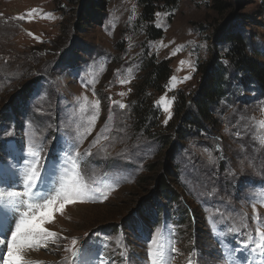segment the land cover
Listing matches in <instances>:
<instances>
[{
    "label": "rangeland",
    "instance_id": "obj_1",
    "mask_svg": "<svg viewBox=\"0 0 264 264\" xmlns=\"http://www.w3.org/2000/svg\"><path fill=\"white\" fill-rule=\"evenodd\" d=\"M33 8L52 13L54 18L37 15L31 21L14 19ZM157 13L162 15L158 18ZM140 14L137 0H0V113L18 108L23 98L26 100L16 122L0 125V162L11 165L16 157L17 167H22L29 140L34 139L43 147L46 165L59 166L65 153H84L89 148L108 119L111 102L121 101L127 107L113 106V118L104 133L107 139L100 141L106 152L100 145L92 148L93 155L84 158L83 166L90 182L104 176L119 177L118 186L103 203L66 206L64 215L56 214L46 227L77 237L81 245L87 243L97 260L103 256L115 264H147L146 241L166 225L179 249L172 264H186L190 253H194V264H224L223 246L213 224L227 232L246 213L247 231H253V198L264 193V148L254 139L253 127V120L264 119L260 111L264 85L255 81L244 84L245 74L231 67V43L225 33L241 36L248 58L264 66V0H179L173 10L156 12L151 24L141 21ZM150 25L161 32L160 37L153 38ZM179 46L183 50L170 55ZM150 60L156 64L166 61L169 73L156 90H145L144 95L142 81L150 71ZM181 60L190 62L195 71L187 64L180 65ZM219 66L224 70L225 86L209 104L213 134L194 127L184 140L171 136V145L161 148L155 134L172 135L167 131L186 123V115L194 111L191 100ZM187 75L191 79L167 90L170 77L182 80ZM118 77H130L131 82L121 85ZM121 92L126 95H118ZM166 93L175 97L167 124V114L155 106ZM82 96L89 101L99 99L100 114L91 135L79 143L84 118L78 101ZM142 99L150 103L154 115L149 133L135 117ZM209 151L214 163L209 162ZM152 163L175 173L171 184L179 193L178 202L149 192L152 187L144 182ZM0 176L7 179V170ZM147 204L151 210L163 205L165 213L157 219ZM183 205L193 215L198 214L195 227L180 225ZM257 210L264 217V207L258 204ZM146 213L148 219L139 218ZM112 224L118 226L106 227ZM96 227L99 230L91 229ZM243 232L229 234L226 243L238 247ZM117 237H122L123 248L117 246ZM65 243L61 241L60 250L50 245L28 256L44 264H59L66 255ZM0 250L6 253L7 248ZM122 250L126 253L123 259ZM236 255L246 264V253Z\"/></svg>",
    "mask_w": 264,
    "mask_h": 264
},
{
    "label": "snow or ice",
    "instance_id": "obj_2",
    "mask_svg": "<svg viewBox=\"0 0 264 264\" xmlns=\"http://www.w3.org/2000/svg\"><path fill=\"white\" fill-rule=\"evenodd\" d=\"M37 15L46 19L54 18L52 13H44L40 9L33 8L14 19L31 21ZM156 15L159 18L162 14L157 13ZM157 27H160V24H157ZM28 35L39 39L31 32ZM182 50L183 46H179L170 55H176ZM179 63L180 65L187 64L192 71H195V67L190 62L181 60ZM178 70L181 69L178 68ZM117 73L119 74V70ZM188 79H191L190 75L182 80L172 76L166 88L169 92L173 91L178 83H183ZM118 82L121 85L127 84L131 82V78L118 77ZM82 86L88 87V83L82 82ZM93 95L95 96L94 91ZM118 95L124 96L126 93L121 92ZM174 101L175 97L169 98L166 93L155 102L157 110H162L167 114L165 124L172 117L171 107ZM78 103L79 112L84 118L81 125L83 131H78V142L83 143L87 136L91 135L99 118L100 100L89 101L87 96H82ZM117 105L120 109L127 107L121 101H112L109 106L108 119L92 140L89 148L84 153L79 151L75 154L65 153L61 157L59 166L46 165L44 156H42L43 147L34 139L29 140L22 167H17L19 161L16 157H13L16 163L11 165H4L0 162V172L7 170V179L0 176V249L4 246L7 248L6 253L0 250V260L3 264H44L43 261L30 259L28 254L42 248L48 249L50 245H55V250H60L61 241H67L63 245L66 255L59 264H115V261H109L103 256L97 260L87 243L81 245L77 237L63 236L61 232L53 231L46 225L54 222L56 214L63 216L68 205L105 202L118 186L119 177L113 179L104 176L90 182L83 172V166L86 163L84 158L91 157L93 155L91 149L100 145L102 139H107L104 133L113 118L112 108ZM260 111L264 113V106ZM253 127L256 129L254 139L264 148V119L253 120ZM34 136L35 133H33ZM100 150L106 152L103 145H100ZM208 159L210 163L215 162L210 151ZM258 204L264 207V193L253 198L251 217V221L255 224L253 231H247L249 218L246 213L240 217V222L234 223L227 229V232H222L215 223L213 224L214 234L223 246L224 264H241L237 253H246V264H264V217H261L257 210ZM241 229H244L243 239L237 242L238 247H230L226 243L227 236L241 234ZM146 243L147 264H172L175 259L173 254H179V249L170 239L166 225L151 233ZM116 244L123 248L122 237L116 238ZM193 255L194 253L189 254L186 264H194ZM125 256L126 253L122 250L121 259Z\"/></svg>",
    "mask_w": 264,
    "mask_h": 264
},
{
    "label": "trees",
    "instance_id": "obj_3",
    "mask_svg": "<svg viewBox=\"0 0 264 264\" xmlns=\"http://www.w3.org/2000/svg\"><path fill=\"white\" fill-rule=\"evenodd\" d=\"M137 2L138 5L141 7L140 20L145 23L151 24L154 20V16L156 12L163 10L165 11L173 10L178 4L179 0H137ZM94 17H98V15ZM91 18L92 17L89 18L90 21ZM97 23L99 24L100 21H98ZM149 27H150L149 32L152 31L154 34L153 38H158L161 36L160 31L154 30L152 25H150ZM236 34H237L236 32L225 33V37L226 39H228L227 41L231 43V47L228 54L229 57H231L230 58L232 62L231 67L235 70L242 71L245 74L244 77L245 79L243 80L244 84L247 81H255L258 85H264V66L259 65L254 60L248 58V56L245 53L243 43L239 40L242 37L240 36V38H238L237 36H235ZM150 61H151V63L149 64L150 71H148L147 78H145L142 81L144 95L146 93L145 90H156L158 88L157 84L163 83L166 76L169 73L168 63L166 61L160 62L158 64H156L155 61L152 60ZM223 72L224 70L221 68V66H219L216 74L213 73L212 77L210 75L208 78L205 79L207 82L205 84L200 85V89L196 93L195 98L191 100L194 106V111L193 113L186 115L187 118H189L186 121V123H183V125L181 126L179 124L178 128L173 130L172 132L167 131V133L170 134L172 133V135H167L166 137L165 136L162 137L161 135L155 134V136L159 137L158 139L161 148L166 149L167 146L171 145V136L178 141L184 140V138L188 135L189 132H191V129L194 127L198 129H202L206 132L207 130H209L208 131L209 134H213L212 127L209 126V124L212 121H210L211 118L208 114V109H209V104L211 102L213 103L212 99L217 98V96L220 95L222 92L221 87L225 86L224 84H222ZM232 79L233 80L236 79L235 71L234 73H232ZM144 99H146V97ZM144 99H142L140 101V104L137 105V108L135 110L136 111L135 117H137L140 127L144 126L146 132L149 133L154 127L152 125H153V121L155 120H154V115L151 114L150 103H148L147 100L145 101ZM143 101L145 102L144 104ZM21 102L23 103L22 104L20 103L18 108L10 107L7 110H5L6 112L5 114L1 111L0 116H3V118L0 119L1 122L0 125L11 121L16 122L20 114L19 108H22L23 106L26 105L25 98H23ZM187 127H189L188 130ZM213 139L215 140V138ZM148 172H149V176L146 177L145 179L146 181L144 182V184H146V186L148 185L149 188L152 187L149 190V192H152L153 196L155 195L154 193L156 192L165 194V198H167L168 200H173L175 202H178L179 193L178 191L173 190V186L171 184L174 181L173 178H175V173L169 170L168 172H165V167H163L162 164L159 165L154 163L148 166ZM141 181H143V179ZM148 204L149 206H151L149 202ZM148 204L146 206H148ZM149 209H150L149 212L153 213L151 215H155L157 219L159 216H162L165 213V209L163 205L160 207V209H153V208H152L153 210H151V208ZM190 212L186 208V206L181 208L180 217L178 216V218L180 219L179 222L180 225H184V223H187L190 226L191 224H193L194 227L196 226L194 224V221L196 220L198 221L200 220V218H198V214L193 215V212H191V216H190ZM142 213L145 212L143 211ZM139 218H142L144 221L148 219L149 216L146 213V214H141ZM132 219H130V222H132L134 226L135 221ZM117 226L118 225L116 224L115 225L112 224L106 227L115 229ZM91 229L99 230L98 227Z\"/></svg>",
    "mask_w": 264,
    "mask_h": 264
}]
</instances>
